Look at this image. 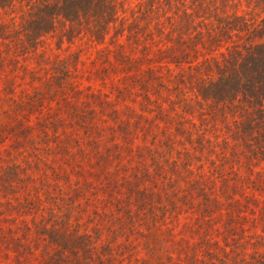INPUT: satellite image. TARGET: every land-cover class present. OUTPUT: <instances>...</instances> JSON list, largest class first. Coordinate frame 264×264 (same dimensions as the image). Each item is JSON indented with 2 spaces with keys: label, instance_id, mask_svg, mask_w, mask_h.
Listing matches in <instances>:
<instances>
[{
  "label": "trees",
  "instance_id": "trees-1",
  "mask_svg": "<svg viewBox=\"0 0 264 264\" xmlns=\"http://www.w3.org/2000/svg\"><path fill=\"white\" fill-rule=\"evenodd\" d=\"M0 264H264V0H0Z\"/></svg>",
  "mask_w": 264,
  "mask_h": 264
}]
</instances>
